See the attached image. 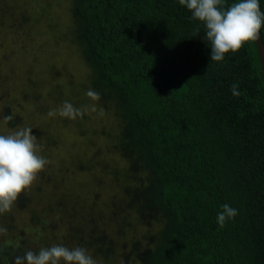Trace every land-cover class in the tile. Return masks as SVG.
<instances>
[{"label": "trees", "instance_id": "trees-1", "mask_svg": "<svg viewBox=\"0 0 264 264\" xmlns=\"http://www.w3.org/2000/svg\"><path fill=\"white\" fill-rule=\"evenodd\" d=\"M259 3L264 11V0ZM66 4L91 89L107 104L115 100V130L104 133L114 131L110 152L128 164L123 176L130 179L121 182L128 218L116 220L131 222L135 212L142 236L124 234L123 223L108 233L102 225L114 220L105 215L110 207L84 212L82 221L76 219L81 205L68 206L75 193L53 198L45 191L46 214L33 211L30 228L19 231L11 212L0 216L8 230L0 240L10 238L9 246L0 245V264L52 245H90L104 264H264V73L257 43L214 62L204 25L178 0ZM261 34L264 43V25ZM233 84L239 96L230 91ZM5 112L13 116L14 110ZM223 204L238 214L220 228ZM62 208L76 244L51 234ZM112 210L117 216L123 209ZM29 235L39 247L28 248Z\"/></svg>", "mask_w": 264, "mask_h": 264}, {"label": "rangeland", "instance_id": "rangeland-1", "mask_svg": "<svg viewBox=\"0 0 264 264\" xmlns=\"http://www.w3.org/2000/svg\"><path fill=\"white\" fill-rule=\"evenodd\" d=\"M66 2L68 0H0V134L31 125L41 146L40 154L50 161L25 191L26 205L21 207L18 199L11 213L19 231L30 228L33 211L46 214L41 192L60 198L70 190L75 196L70 202L66 200L68 206L81 205V215L79 211L76 219L80 217L83 221L84 212L99 213L95 209L104 205V208L110 207L105 215L114 220L102 227L110 234L118 233L123 223L124 234L135 235L137 239L142 236L143 228L140 221L137 224L136 213L130 215L133 216L131 222L122 221L129 215L127 201L122 199L125 188L121 184L130 180L123 176L128 164L114 160L116 156L109 144L114 139V131L104 133V130L114 129L115 100L110 97L113 102L107 104L103 102V94L95 102L87 97L92 84L90 71L79 46L73 42L74 21ZM65 101L81 109L95 104L98 110H104V115L100 117L85 111L82 118L75 120L59 115L48 117L49 110L60 107ZM8 106L14 110L15 123L4 122ZM18 120H22L21 123ZM120 205L121 214L113 216L112 207ZM67 216L64 208L58 209L51 234L58 242L65 239L76 244L77 241L70 238L72 228L67 227L70 221ZM29 236L28 248L35 247L36 240ZM5 241L0 240V245ZM87 248L97 264H104L90 245ZM108 264L120 263L115 260Z\"/></svg>", "mask_w": 264, "mask_h": 264}, {"label": "clouds", "instance_id": "clouds-1", "mask_svg": "<svg viewBox=\"0 0 264 264\" xmlns=\"http://www.w3.org/2000/svg\"><path fill=\"white\" fill-rule=\"evenodd\" d=\"M190 13L191 19L201 22L205 27V40L211 49L210 60L221 62L228 53H237L247 42L259 40L264 25V11L259 0H236L224 7V0H178ZM230 91L239 96L238 85L233 84ZM92 101H99V92L89 89L86 93ZM85 111L104 115V110L93 104L86 109L74 107L65 101L60 107L48 111V117L75 120L83 117ZM5 116L4 122L12 120ZM41 146L31 127H21L0 134V215L11 212L19 197L37 179L39 173L50 163L40 154ZM238 210L223 204L217 213V224L223 228L226 222L234 219ZM7 228L0 226V236L7 235ZM9 242L5 241V246ZM19 245H17L18 247ZM2 253V249H0ZM13 264H97L87 249L64 245L42 247L38 252L27 250L23 256H16Z\"/></svg>", "mask_w": 264, "mask_h": 264}, {"label": "water", "instance_id": "water-1", "mask_svg": "<svg viewBox=\"0 0 264 264\" xmlns=\"http://www.w3.org/2000/svg\"><path fill=\"white\" fill-rule=\"evenodd\" d=\"M256 43H257V47H258V51H259L261 64H262V70L264 73V43H263V38H262L261 32H260L259 40Z\"/></svg>", "mask_w": 264, "mask_h": 264}]
</instances>
